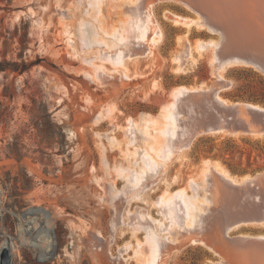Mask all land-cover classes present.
Here are the masks:
<instances>
[{
  "label": "rangeland",
  "instance_id": "obj_1",
  "mask_svg": "<svg viewBox=\"0 0 264 264\" xmlns=\"http://www.w3.org/2000/svg\"><path fill=\"white\" fill-rule=\"evenodd\" d=\"M73 1L64 0L62 10H57L54 0H0V264L5 260L8 264H117L118 251L122 258L131 255L124 246L133 240L113 234L109 223L111 206L121 207V217L126 214L125 203L119 196L111 197L100 170L92 171L99 155L90 130L91 116L101 104L111 102L114 89L120 90L117 104L122 111L119 116L124 117L142 111L156 114L176 85H212L216 80L206 54L194 52L196 60L188 57L184 72L174 71L169 54L176 32L167 23L162 57L152 74L123 85L115 78H108L105 85L90 81L80 72L76 57L55 50L64 48L57 36H64L66 27L59 22L58 12L68 13ZM29 6L35 16L28 12ZM170 8L183 16L194 13L175 2ZM36 18L41 26L33 22ZM76 20L68 21L73 32ZM192 27L191 44L210 36L207 30ZM223 75L221 82L228 87L219 94L226 100L233 101L230 96L235 93L264 92L259 79L263 74L252 66L229 67ZM114 81L119 84L116 88ZM241 134H199L180 152L175 165L189 170L212 159L233 175H255L264 170V154H258L264 137ZM239 233H264V224H241L223 235L229 239ZM214 240L217 254L187 237L165 264H211L240 257L234 244ZM128 262L134 261L129 258Z\"/></svg>",
  "mask_w": 264,
  "mask_h": 264
},
{
  "label": "bare ground",
  "instance_id": "obj_2",
  "mask_svg": "<svg viewBox=\"0 0 264 264\" xmlns=\"http://www.w3.org/2000/svg\"><path fill=\"white\" fill-rule=\"evenodd\" d=\"M63 1L54 0L57 10H62ZM255 1L264 3V0H74L68 13L58 12L59 22L66 27L65 35L57 36L59 42H64V48L55 50L76 57L81 63L80 72L99 85L107 84L108 78L121 80L123 85L125 81L152 74L162 57L161 47L168 36L167 23L176 32L169 54L174 71L184 72V61L188 57L196 60V52L198 56L207 55L216 77L212 85L201 82L172 87L170 99L159 106L156 114L142 111L135 116L120 117L122 111L117 104L120 90L117 89H114L111 102L101 104L92 114L90 130L99 155L98 166L92 165V171L100 170L111 197L119 196L125 203L126 214L121 217V207L111 206V231L129 235L133 240L124 246L132 254L122 258V252L118 251L117 264H131L129 258L134 261L132 264H165L187 237L215 254L219 253L214 244L218 237L222 243L234 244L241 253L237 259L222 258L211 264H264V233H239L229 239L223 235L224 231L228 233L241 224H264V211L261 210L264 209V170L255 175L237 176L220 161L212 159H204L202 164L189 170L175 165V159L182 156L180 152L197 136L185 123L198 116L196 113L186 115L184 111L186 107L190 111L194 109L193 101L185 100L190 92L202 95L200 102L206 103L213 112L218 108L208 94H213V98L225 106H238L239 115L248 119V101H229L219 94L221 89L228 87L221 82L225 79L223 72L229 67L243 65L260 69L238 58L222 61L219 57L220 33L207 23L202 12L217 7L243 10ZM172 2L195 14L176 13L170 8ZM28 12L36 15L31 6ZM70 17L77 19L74 32L68 23ZM33 22L42 24L40 18ZM192 26L207 30L210 36L196 38L191 44L188 37ZM112 83L114 88L119 85L116 81ZM249 103L264 110L261 104ZM250 125L247 134L264 137L263 131ZM210 132L234 136L244 133L224 127ZM93 179L96 182L100 179L95 172ZM235 211L243 213L232 215Z\"/></svg>",
  "mask_w": 264,
  "mask_h": 264
},
{
  "label": "water",
  "instance_id": "obj_3",
  "mask_svg": "<svg viewBox=\"0 0 264 264\" xmlns=\"http://www.w3.org/2000/svg\"><path fill=\"white\" fill-rule=\"evenodd\" d=\"M249 5L243 10L208 8L207 12L202 13L207 23L220 33V59L225 61L238 58L246 63H253L264 75V3L255 1ZM208 95L218 111L213 112L208 109L206 103L200 102L203 96L196 92H190L189 96L185 97L186 101L189 98L195 105L199 104V106L194 105V112L188 110L187 107L184 108L186 115L191 113L198 115L185 121L187 128L193 134L208 133L221 127L232 132L248 133L251 130L250 124L264 132V110L262 108L246 102V114L248 115L246 119L239 115L238 106H225L217 102L213 94ZM200 114H204V117ZM4 264L8 262L5 260Z\"/></svg>",
  "mask_w": 264,
  "mask_h": 264
},
{
  "label": "trees",
  "instance_id": "obj_4",
  "mask_svg": "<svg viewBox=\"0 0 264 264\" xmlns=\"http://www.w3.org/2000/svg\"><path fill=\"white\" fill-rule=\"evenodd\" d=\"M259 79L264 84V76L259 75ZM230 97L232 99H234L233 101L237 100L238 98H243V99L248 100V102L253 101V103L260 102V103L264 104V92L255 93V91H249V92H245L243 94L235 93V94L231 95ZM237 101H239V100H237ZM262 106H264V105H262ZM228 141H231V139L229 138ZM225 151H227L229 153L233 152V150H231L230 148H226ZM258 151H259L258 152L259 155L264 154V148H261Z\"/></svg>",
  "mask_w": 264,
  "mask_h": 264
}]
</instances>
